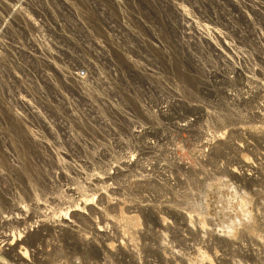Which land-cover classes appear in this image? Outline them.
<instances>
[{
  "label": "rangeland",
  "instance_id": "1",
  "mask_svg": "<svg viewBox=\"0 0 264 264\" xmlns=\"http://www.w3.org/2000/svg\"><path fill=\"white\" fill-rule=\"evenodd\" d=\"M0 264H264V0H0Z\"/></svg>",
  "mask_w": 264,
  "mask_h": 264
},
{
  "label": "built area",
  "instance_id": "2",
  "mask_svg": "<svg viewBox=\"0 0 264 264\" xmlns=\"http://www.w3.org/2000/svg\"><path fill=\"white\" fill-rule=\"evenodd\" d=\"M181 27L182 24L179 27H175V30L173 31L172 42L175 44L173 48L176 52V56L173 60H167L163 65L174 67L179 70H193L197 74H200L201 77H196L194 85L186 83L184 87H188L190 91L195 90L194 93L197 95L200 93L209 95L213 92L215 85L218 83V80H215L216 74L213 71V51L212 49L203 51L202 49L195 47L194 42H192L191 47V39L194 37L192 36V33L182 30ZM227 75L228 74H224L223 76L220 75L221 78H223V83L228 79ZM215 90L219 93L228 94V90L224 86L216 87Z\"/></svg>",
  "mask_w": 264,
  "mask_h": 264
},
{
  "label": "bare ground",
  "instance_id": "3",
  "mask_svg": "<svg viewBox=\"0 0 264 264\" xmlns=\"http://www.w3.org/2000/svg\"><path fill=\"white\" fill-rule=\"evenodd\" d=\"M181 24H182V27H181L182 30H183L184 28H186V27H187L188 29H190V27L188 26L189 23H187V22L184 21V22L181 23Z\"/></svg>",
  "mask_w": 264,
  "mask_h": 264
}]
</instances>
